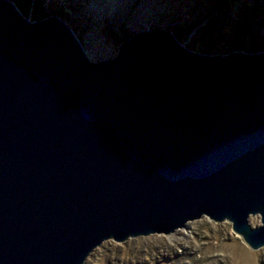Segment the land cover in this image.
<instances>
[{
    "label": "water",
    "instance_id": "1",
    "mask_svg": "<svg viewBox=\"0 0 264 264\" xmlns=\"http://www.w3.org/2000/svg\"><path fill=\"white\" fill-rule=\"evenodd\" d=\"M202 216L264 246V50L153 27L91 61L62 18L0 0V264H82Z\"/></svg>",
    "mask_w": 264,
    "mask_h": 264
},
{
    "label": "rangeland",
    "instance_id": "2",
    "mask_svg": "<svg viewBox=\"0 0 264 264\" xmlns=\"http://www.w3.org/2000/svg\"><path fill=\"white\" fill-rule=\"evenodd\" d=\"M13 1H20L17 8L30 20L48 14L62 18L91 61L116 55L119 42L153 27L170 30L199 53L264 50V0H38L36 16L34 2ZM248 223L258 225V216H250ZM181 228L121 242L104 240L82 264H241L240 252L250 255L253 264H264V246L249 248L226 220L202 216Z\"/></svg>",
    "mask_w": 264,
    "mask_h": 264
},
{
    "label": "bare ground",
    "instance_id": "3",
    "mask_svg": "<svg viewBox=\"0 0 264 264\" xmlns=\"http://www.w3.org/2000/svg\"><path fill=\"white\" fill-rule=\"evenodd\" d=\"M184 45V44H183ZM180 229H182V228H180ZM177 230H179V229H177ZM176 230V231H177ZM182 232H185L184 234H182V235H185L186 234V231L185 230H182ZM180 233V232H179ZM239 255H240V258H241V260H240V262H241V264H253V262H252V260L249 258L250 257V255H248L247 253H242L241 254V252L239 253ZM253 258V257H252ZM254 261V260H253Z\"/></svg>",
    "mask_w": 264,
    "mask_h": 264
},
{
    "label": "trees",
    "instance_id": "4",
    "mask_svg": "<svg viewBox=\"0 0 264 264\" xmlns=\"http://www.w3.org/2000/svg\"><path fill=\"white\" fill-rule=\"evenodd\" d=\"M25 1L28 2V3H29V2H30V3H33V2L35 3V7H34L35 9H34V12H33V16H36L37 14H39V3H40V2H39L38 0H22V2H25ZM26 2H25V4H26ZM15 4H16V6H20V5H21V4H20V1H17ZM25 4H24V5H25ZM173 18H174V17H173ZM253 48H254V47H253ZM258 49H260V48H255V50H258Z\"/></svg>",
    "mask_w": 264,
    "mask_h": 264
}]
</instances>
